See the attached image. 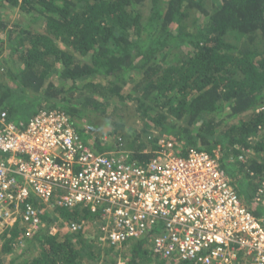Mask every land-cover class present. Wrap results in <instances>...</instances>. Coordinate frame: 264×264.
<instances>
[{"label": "trees", "instance_id": "obj_1", "mask_svg": "<svg viewBox=\"0 0 264 264\" xmlns=\"http://www.w3.org/2000/svg\"><path fill=\"white\" fill-rule=\"evenodd\" d=\"M6 6L25 20L7 32L10 53L0 63V111L8 119L34 107L32 114L60 109L88 145L83 116L122 125L115 110L135 103L142 127L117 128L132 162L145 165L161 137L179 155L218 150L247 187L239 196L264 219L253 200L264 182V0H0V11ZM6 25L0 12V30ZM144 133L148 146L139 141ZM97 142V152L110 148ZM6 209L13 215L0 202V264H94L84 256L93 244L101 246L96 253L126 257L123 264H186L154 252L150 234L103 241L97 213L84 205L53 206L56 219L80 228L51 236L47 229L24 235L18 215L2 218ZM17 236L29 240L14 254Z\"/></svg>", "mask_w": 264, "mask_h": 264}, {"label": "built area", "instance_id": "obj_2", "mask_svg": "<svg viewBox=\"0 0 264 264\" xmlns=\"http://www.w3.org/2000/svg\"><path fill=\"white\" fill-rule=\"evenodd\" d=\"M159 146L139 165L125 150L97 152L83 143L63 110L40 108L26 120L0 111V202L14 210L1 216L13 222L18 215L32 236L40 205H84L111 244L150 234L153 251L169 261L264 264V219L239 196L218 153L179 155L164 137ZM253 200L264 208V182Z\"/></svg>", "mask_w": 264, "mask_h": 264}, {"label": "rangeland", "instance_id": "obj_3", "mask_svg": "<svg viewBox=\"0 0 264 264\" xmlns=\"http://www.w3.org/2000/svg\"><path fill=\"white\" fill-rule=\"evenodd\" d=\"M0 12L4 16V21L7 24L5 29L0 30V63H1L5 59H8L9 53H10L8 45L6 44L7 32L8 31H14L19 26L25 25V20L23 18L22 13H20L15 8L13 9L10 6L3 7ZM202 19L204 20V18H202ZM54 78L55 77H53V79ZM118 107L119 108H117V110H115V111L117 113L118 112L122 113V115H123L122 120H120L123 122L122 125L114 123L113 121H115V122H118V121L113 120L112 118L111 119L110 118H104L103 119L100 117L96 118L94 116L89 115V116H83L82 119H80L81 122L83 123L82 125L86 129L85 132H86V135L88 136L87 137V143L91 148H93V143L95 141H98L97 143L110 147L106 151L114 152V151H117L119 149L128 151L127 150L128 147H124L125 145H127V141L124 142L123 138L119 136L118 130L123 132V133H131V130L133 128L140 129L142 127V122H141L140 117L136 111L135 103L127 102L126 104L119 105ZM26 116L27 115L24 114L23 118H26ZM117 128H118V130H117ZM148 133H153V132H148ZM144 135H145V133L143 134V137H141L139 139V141L147 144V146H148L149 144H148L147 138L144 137ZM122 141L124 143L123 147L121 146L122 144L120 145V142H122ZM147 149H148V147L147 148L144 147L143 150L146 151ZM215 152L218 153V150H215ZM220 164H221L222 168L225 170V172L229 175L231 182H232L233 186L236 188L237 192L240 193V195L244 194L243 193L244 189L247 190V187L243 183V181H241V179L237 178V176L240 174H238V172L234 173V172H231L229 170L228 167H232L230 162L226 163V161H224V159H221ZM40 206L42 207V214L46 213L48 217L47 218L45 217V219H43V216H42L41 224H40L38 232L41 229L42 230L47 229V234L51 236V235L57 234L58 231H61V230L64 231L66 229H69L68 223H66V222L64 223L62 220H60V218L56 219L57 217H54V212L52 211L53 210L52 206H50V205L49 206L48 205H40ZM92 225H93V227H95V223H92ZM88 227H87V233L92 234L93 233V230L91 228L92 226H90L89 229H88ZM28 240L26 239V237L19 238L17 236V239H15V243H13V248L15 250L14 254L18 252L19 248L26 246L28 243L27 242ZM37 243H38V241H34L32 243L31 255L35 254L37 252V247H38ZM103 243H101V244H103ZM98 246L99 245L93 244L92 252L87 251L86 254L84 255L85 259L88 262L94 263V264H115L114 262L112 263V261H111L112 259H114L117 264H123V260L126 259V257L122 258L121 256L116 255L114 252H112V255H115L114 258L108 256L103 251H101V253H96L95 251L97 250V248H101V246H99V247Z\"/></svg>", "mask_w": 264, "mask_h": 264}, {"label": "crops", "instance_id": "obj_4", "mask_svg": "<svg viewBox=\"0 0 264 264\" xmlns=\"http://www.w3.org/2000/svg\"><path fill=\"white\" fill-rule=\"evenodd\" d=\"M0 77H1V76H0ZM2 78H3V77H2ZM34 110H35V107L32 108V109L29 111V113L27 114L26 118L21 117V115H19V114H15V116L12 117L11 119H13V120H26V119L32 114V112H33Z\"/></svg>", "mask_w": 264, "mask_h": 264}]
</instances>
